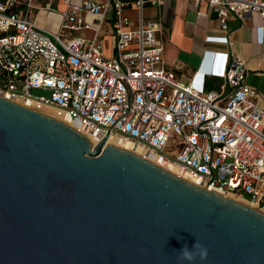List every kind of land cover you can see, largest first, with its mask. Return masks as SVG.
I'll return each instance as SVG.
<instances>
[{"label": "built area", "instance_id": "2783aa9c", "mask_svg": "<svg viewBox=\"0 0 264 264\" xmlns=\"http://www.w3.org/2000/svg\"><path fill=\"white\" fill-rule=\"evenodd\" d=\"M191 1L221 23L251 14L264 21V0ZM147 4L163 2L0 0V97L49 108L99 141L109 131L208 191L264 208V109L245 83L243 62L230 53L217 71L214 59L223 55L205 53L191 81L182 82L166 68L161 25L144 18ZM41 12L60 16L57 32L35 23ZM262 32L255 29L260 42ZM206 41L229 46L227 37ZM203 74L222 80L218 92L206 91Z\"/></svg>", "mask_w": 264, "mask_h": 264}, {"label": "water", "instance_id": "95a60500", "mask_svg": "<svg viewBox=\"0 0 264 264\" xmlns=\"http://www.w3.org/2000/svg\"><path fill=\"white\" fill-rule=\"evenodd\" d=\"M108 132L0 97V264H264V214Z\"/></svg>", "mask_w": 264, "mask_h": 264}, {"label": "crops", "instance_id": "0c3cea01", "mask_svg": "<svg viewBox=\"0 0 264 264\" xmlns=\"http://www.w3.org/2000/svg\"><path fill=\"white\" fill-rule=\"evenodd\" d=\"M158 1H162L163 5L147 4L143 14L148 21L161 25L166 68L175 73L182 82L189 83L201 66L205 53L214 52L223 55L219 60L214 59L217 71L222 68L224 61L227 62L230 53H233L243 62L247 72L245 83L261 97L258 105L264 109V21L259 15L251 14L242 22L229 16L224 23H221L216 13L209 10L203 3L195 7L191 0ZM197 13L205 16H199ZM38 14L44 17V20L41 18L39 24L36 21L35 23L45 29L46 17L53 13ZM129 15L133 20L135 19L133 12H129ZM59 20L60 26L61 18ZM257 28H263L261 42L260 34L256 39L255 29ZM208 37H227L229 46L207 43ZM225 54L228 55L224 56ZM209 62L207 65L210 67ZM202 76L206 91H219L222 84L220 78L205 74Z\"/></svg>", "mask_w": 264, "mask_h": 264}, {"label": "bare ground", "instance_id": "6f19581e", "mask_svg": "<svg viewBox=\"0 0 264 264\" xmlns=\"http://www.w3.org/2000/svg\"><path fill=\"white\" fill-rule=\"evenodd\" d=\"M6 98V97H5ZM9 99V98H7ZM10 101L16 103V104H19L23 107H27V108H30V109H34L36 111H39L45 115H48L50 117H53L55 119H58V120H61L67 124H69L70 126L78 129L79 131L83 132L85 135H87L92 141H93V145L97 144L98 141H99V136L96 135L95 133H93L91 130H89L88 128H85V127H81L80 125H78L77 123L73 122V121H69L67 119H60L57 117V115H55L54 111L49 109V108H46V107H41V108H36L33 104H31L30 102L28 101H23V100H12V99H9ZM107 144H112V145H115L117 147H120L124 150H127L141 158H144L145 160L149 161L150 163L154 164V165H157L158 167H160L161 169L165 170L166 172L186 181V182H189L197 187H201L203 188V185L194 180V179H191L188 175H186L183 171H181L179 168L173 166L172 164L168 163V162H158L155 157L148 151H146L144 148L140 147L139 145L127 140V139H123V138H119V137H109L107 142H106V145ZM227 199H230V200H233L237 203H240V204H243L245 206H248L250 207L251 209H255V210H258L260 213L264 214V208H257L256 206L250 204L249 202L245 201V200H242V199H237V198H234L232 196H225Z\"/></svg>", "mask_w": 264, "mask_h": 264}, {"label": "rangeland", "instance_id": "374dc122", "mask_svg": "<svg viewBox=\"0 0 264 264\" xmlns=\"http://www.w3.org/2000/svg\"><path fill=\"white\" fill-rule=\"evenodd\" d=\"M41 15L37 14L35 15V21L39 24V21L41 20ZM59 18L60 16L56 13H53L51 16L46 17V21H47V26H44V28L46 30H51L52 32L57 31L58 27H59ZM42 20H44V17L42 18ZM51 28V29H50ZM80 33H74V35H79ZM85 35H87L88 33H84ZM109 46H110V41L109 39L106 42V46H105V54L108 56L110 55V51H109ZM35 93V92H34Z\"/></svg>", "mask_w": 264, "mask_h": 264}]
</instances>
